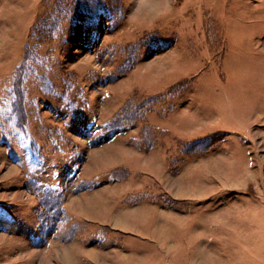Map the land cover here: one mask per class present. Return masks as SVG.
I'll use <instances>...</instances> for the list:
<instances>
[{
    "label": "rangeland",
    "instance_id": "obj_1",
    "mask_svg": "<svg viewBox=\"0 0 264 264\" xmlns=\"http://www.w3.org/2000/svg\"><path fill=\"white\" fill-rule=\"evenodd\" d=\"M0 206V264H264V0H0Z\"/></svg>",
    "mask_w": 264,
    "mask_h": 264
},
{
    "label": "crops",
    "instance_id": "obj_2",
    "mask_svg": "<svg viewBox=\"0 0 264 264\" xmlns=\"http://www.w3.org/2000/svg\"><path fill=\"white\" fill-rule=\"evenodd\" d=\"M13 167H15L16 169L18 168V170H21L20 166H13ZM101 168H104V166L100 167L98 169V172H99V170ZM105 170L106 169H104L103 171H105ZM103 171H100V173L103 172ZM169 175H171V174H169ZM92 176H94V175H92ZM92 176H91V174L88 173V175H87L88 181H83L86 185H88V184H93L94 185V186L90 187L89 189H92V188L98 187V186L101 188L102 185L107 186L108 184H111L112 186H115V185H113L115 181L105 180V183L101 184L102 181H101V178H99V176H96V175L94 177H92ZM167 178H168V176H167ZM166 180L162 181L164 188H165V182H167ZM173 181H174V182H172L174 184L173 193L170 191V189H168V188L166 189V192L169 195H171L175 199H180L181 197L182 198H187V197H190V196L193 197V195H192L193 192H192L191 189L189 191L185 189L186 191H184V190H182V187H183L182 185L183 184H181L176 179H174ZM96 182H100L101 185L97 186L98 183H96ZM184 185H187V184L185 183ZM116 187H120V186H116ZM116 187H114V190L119 192L120 188L116 189ZM100 188H99V190H100ZM127 190H124L122 192L120 191V193H118V194H125L127 192ZM128 192H129V190H128ZM130 195H133L131 198L140 197L141 193L140 192H135V193L131 192ZM116 200H117V197H116V199L114 201V206L113 207L110 205L109 201H106V198L104 199V196H103L102 199L94 201V202H96V204L104 203L105 206L107 205L111 209V211H112L111 213H113V215L115 216V217H113V216H110V214H107V215L105 214L107 216V220L104 221L105 223L103 225L111 226V228H113L114 231H116V232H120V233H124V234H130V235L133 234L136 237H138V238H140L141 240H144V241H149L150 239H153L155 241V243H157V244H159L160 242L161 243L163 242V234L160 232L159 228H157L156 231L154 232V227H152V228H150L148 230V232H146L143 229L144 226L142 227V225L144 223H146L150 219V215L152 214L151 213V211H152L151 208H146V206L143 205L144 202H142V204H140V205H135L134 206L135 208L132 207L133 209L130 208V207L121 209V208L117 207V201ZM92 204L96 205L95 203H92ZM0 208H4V207L0 206ZM125 210H126L127 213H129L128 211L131 210V212H133V213H131V212L130 213L131 214H136V215H130V216H127L125 218H122V216H121L122 212L121 211H125ZM6 212H9L8 208H6L5 210L0 209V218ZM107 212H108V209H107ZM168 212L169 211L162 210L159 213L160 214L162 213V215L165 217L166 215H170ZM158 217H160V215H158ZM80 218H84L85 219V217L82 216L81 214H80ZM155 218H156V216H155ZM147 224H149V221L147 222ZM163 226H164V224H163ZM151 232H153V237L151 236Z\"/></svg>",
    "mask_w": 264,
    "mask_h": 264
}]
</instances>
